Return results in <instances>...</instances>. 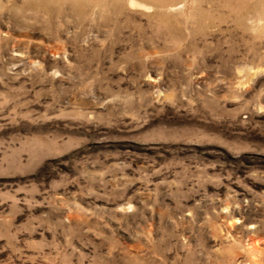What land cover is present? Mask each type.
Masks as SVG:
<instances>
[{"label": "rangeland", "instance_id": "rangeland-1", "mask_svg": "<svg viewBox=\"0 0 264 264\" xmlns=\"http://www.w3.org/2000/svg\"><path fill=\"white\" fill-rule=\"evenodd\" d=\"M0 264H264V0H0Z\"/></svg>", "mask_w": 264, "mask_h": 264}]
</instances>
